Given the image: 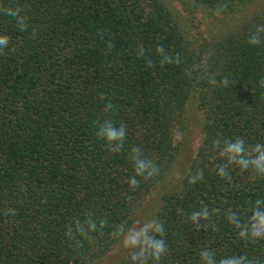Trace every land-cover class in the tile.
<instances>
[{
  "label": "trees",
  "instance_id": "1",
  "mask_svg": "<svg viewBox=\"0 0 264 264\" xmlns=\"http://www.w3.org/2000/svg\"><path fill=\"white\" fill-rule=\"evenodd\" d=\"M254 1L0 0L28 17L20 31L0 12V35L10 37L0 55V264H131L128 250L111 258L121 243L114 227L131 226L151 195L149 219L163 223L168 248L158 264H201L204 249L216 264L233 255L264 264V240L240 239L226 220L229 209L248 220L255 201L264 200V178L229 167L231 180L221 179L216 165L224 160L213 151L218 134L264 144V43L247 42L264 25V8L237 31L196 43L172 5L225 16ZM157 47L181 62L161 66ZM108 101L115 107L105 113ZM189 107L202 114V138L174 182L167 178ZM106 119L127 126L119 153L96 135ZM134 146L160 171L147 181L137 177L132 189ZM198 169L203 180L190 184ZM205 205L218 214L201 221L204 227L190 223ZM86 218L97 230L82 238L74 222ZM100 220L107 221L102 229Z\"/></svg>",
  "mask_w": 264,
  "mask_h": 264
},
{
  "label": "clouds",
  "instance_id": "2",
  "mask_svg": "<svg viewBox=\"0 0 264 264\" xmlns=\"http://www.w3.org/2000/svg\"><path fill=\"white\" fill-rule=\"evenodd\" d=\"M0 12L5 15L15 18L17 26L20 31H26L28 28L27 15H21L23 8L3 7L0 6ZM35 37V30L33 31V38ZM10 37L0 35V55H3V49L9 44ZM248 44L251 46H258L264 43V25L255 26V31L251 32L248 38ZM111 50L112 44L107 45ZM156 53L161 56V66L167 63L181 62L180 54L172 56L165 54L164 49L157 47ZM144 57V49L140 48L138 51V58ZM153 61L147 60V67H152ZM225 83H227L225 81ZM264 84V80L261 81ZM101 99H107L102 96ZM115 106L108 101L105 104L103 111L109 113ZM96 135L98 138L105 141L108 150L112 153H119L127 139V126L123 123L117 127L111 120H104L102 124H98ZM213 151L217 153L218 158L224 160L223 164L216 165V175L221 179L231 180L229 167L239 168L241 171L251 170L252 174L264 178V144L256 143L254 145H245L243 138L237 137L234 140L225 139L219 135L213 141ZM128 159L133 166V175L127 181L129 187L135 189L139 186L140 181L137 177H142L145 181L152 179L159 175V166L155 159H150L143 155L142 148L134 146L131 148ZM203 180V171L196 170L195 173L190 174L188 182L196 184ZM264 204V200L257 199L252 208V214L247 221L242 220L237 216L232 209L226 213V220L236 230H238V237L242 240L258 241L264 240V209L260 206ZM182 211V210H178ZM218 209L211 211L205 205L201 209L193 211L189 215V222L197 227H204L200 222L209 221L210 217L218 214ZM90 217L91 214H86ZM75 233L82 238H88L90 232L97 230V224L91 218H86L83 223L78 220L74 222ZM106 220H100L99 227L102 229L106 226ZM73 228L69 226L68 233H72ZM66 233V234H68ZM113 235L121 240L122 246L128 250L131 264H149V261L158 262L161 257L167 252L168 248L165 240L162 238L165 235L163 223L152 218L141 222L137 220L131 226L126 223L116 225L114 227ZM201 264H216L215 253L209 249H204L199 253ZM218 264H260L256 258L249 259L247 256H230L223 257L218 261Z\"/></svg>",
  "mask_w": 264,
  "mask_h": 264
},
{
  "label": "rangeland",
  "instance_id": "3",
  "mask_svg": "<svg viewBox=\"0 0 264 264\" xmlns=\"http://www.w3.org/2000/svg\"><path fill=\"white\" fill-rule=\"evenodd\" d=\"M172 5H174V8L178 13L180 23L185 29L189 39L199 43L203 41H214L237 31L252 14L264 8V0H255L254 3L246 8L225 16L209 15L201 11L194 12V14L191 15L185 12L180 5L176 3H172ZM186 116L187 129L184 132L178 133L175 139V144L178 145L179 151L176 160L171 167L169 177L167 178L174 182H176L175 180L187 167L190 159L194 157L202 138L203 117L201 112L195 107H189ZM152 200L153 196L151 195L142 202L138 208V214L135 215V218L133 219L134 222L137 220L143 222L150 218V215L155 210L151 207ZM139 216H141V218ZM121 250H126L122 246V243L111 251V258Z\"/></svg>",
  "mask_w": 264,
  "mask_h": 264
}]
</instances>
